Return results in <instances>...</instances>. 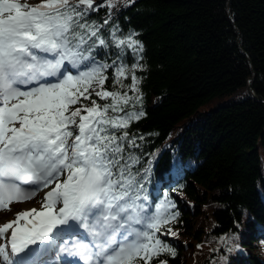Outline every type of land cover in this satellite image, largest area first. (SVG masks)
I'll return each mask as SVG.
<instances>
[{
    "label": "snow or ice",
    "instance_id": "1",
    "mask_svg": "<svg viewBox=\"0 0 264 264\" xmlns=\"http://www.w3.org/2000/svg\"><path fill=\"white\" fill-rule=\"evenodd\" d=\"M134 2L0 0V210L54 184L40 210L0 223V264H50L53 252L55 264L62 254L74 264H168L160 257L177 255L161 239L178 235L169 226L176 204L165 192L149 207L152 160L143 166L131 151L144 139L128 131L146 115L144 46L116 13ZM100 9L102 22L91 18Z\"/></svg>",
    "mask_w": 264,
    "mask_h": 264
},
{
    "label": "trees",
    "instance_id": "2",
    "mask_svg": "<svg viewBox=\"0 0 264 264\" xmlns=\"http://www.w3.org/2000/svg\"><path fill=\"white\" fill-rule=\"evenodd\" d=\"M118 7L122 31L134 30L144 46L137 75L146 115L128 129L144 139L131 151L143 166L152 160L149 207L167 192L179 212L169 225L178 235L161 237L177 255L160 258L264 264V0ZM105 12L91 18L102 22ZM125 60L133 62L130 52Z\"/></svg>",
    "mask_w": 264,
    "mask_h": 264
},
{
    "label": "rangeland",
    "instance_id": "3",
    "mask_svg": "<svg viewBox=\"0 0 264 264\" xmlns=\"http://www.w3.org/2000/svg\"><path fill=\"white\" fill-rule=\"evenodd\" d=\"M38 2L39 0H29V3H38ZM69 70L73 71V69L71 68H69ZM52 187H54V184L50 185L46 189L38 191L36 195L30 200H24L23 202H15L11 204L9 206L11 211L0 210V223H4L8 220L15 219V213L22 211V210H28L31 208H36L37 210H40L43 196L45 195L47 191L51 190ZM0 242H3V241H0ZM263 249H264V244H263Z\"/></svg>",
    "mask_w": 264,
    "mask_h": 264
}]
</instances>
